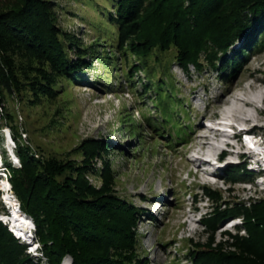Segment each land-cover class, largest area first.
<instances>
[{"label":"rangeland","instance_id":"374dc122","mask_svg":"<svg viewBox=\"0 0 264 264\" xmlns=\"http://www.w3.org/2000/svg\"><path fill=\"white\" fill-rule=\"evenodd\" d=\"M8 1L0 0V8ZM47 1L61 31L72 37L71 57L76 58L73 41L89 48L93 57L89 58L91 66L76 72L74 79L56 74L31 54L11 53L17 86L11 94L0 90V182H9L12 196L4 195V202L0 191V218L7 214L6 201L19 202L11 185V170L6 166L21 165L9 159L2 146L6 131L29 146L36 158H68L78 165L83 159L80 145L92 139L104 149L92 162L97 174L88 170L85 178L94 187H101L104 179L99 173L106 162L111 169L112 191L144 209L137 222V249L146 255L148 264H194L187 256L193 242H211L214 247L221 244L223 249L233 250L229 245L231 235H246L243 214L226 218L213 231L202 219L213 216L216 204L222 209L227 203H264V168L260 167L264 160L259 159L253 168V154H246L242 141L232 135L240 127H250V132L259 135L257 145L264 139V34H257L254 42L245 40L244 48L240 42L230 46L228 53L238 49L241 56L236 73L227 79L220 77V70L207 65L200 71L192 64L188 71L183 70L173 61L174 49L159 53L163 61H151L150 65L155 70V88L145 90V73H134L131 81L127 78L135 58L117 46V27L109 17L115 13L114 0ZM42 66L55 78L44 91L36 83ZM32 85L38 86L34 93L29 90ZM161 87L163 93H170L168 109L163 111L165 120L154 103ZM227 98L231 103L239 102L237 98L255 106L240 105V111L225 117L222 104ZM246 117L252 121L241 122ZM159 121L164 128L158 126ZM153 125L161 135L154 134ZM181 128L184 135L175 138L174 132ZM199 135L208 136L216 147L211 156L201 157L195 151L206 141L198 140ZM15 147L14 142L16 156ZM216 156L219 161L214 162ZM205 164L214 172L203 170ZM203 186L218 192L219 198L206 194ZM34 240L37 242L36 237ZM24 245V254L31 261L48 264L40 247L30 253ZM60 264H71L70 256Z\"/></svg>","mask_w":264,"mask_h":264},{"label":"trees","instance_id":"16d2710c","mask_svg":"<svg viewBox=\"0 0 264 264\" xmlns=\"http://www.w3.org/2000/svg\"><path fill=\"white\" fill-rule=\"evenodd\" d=\"M49 3L9 0L0 8V90L11 94L17 86L10 57L13 51L31 54L56 74L74 79L76 72L91 66L93 54L79 42L73 41L76 58L71 57L72 37L61 31ZM114 5L115 13L109 17L117 27V46L135 58L127 78L131 81L134 73H145V90L155 88V70L150 65L151 61H163L159 53L174 49L173 61L183 70L188 71L190 64L198 71L207 65L227 79L236 73L241 56L238 49L228 53L230 46L240 42L244 48L245 40L254 42L257 34H264V0H114ZM38 72L40 91L50 88L55 78L43 66ZM37 87L32 85L29 90L34 93ZM157 92L154 103L165 120L163 111L168 109L170 93H163L162 87ZM158 126L164 128L160 121ZM152 127L154 134H160L159 128ZM182 130L174 132L175 138L181 139ZM12 135L21 166L12 168L7 163L11 185L21 211L34 224L48 264H60L66 255L71 264H148L146 255L137 249V222L144 209L112 191L111 169L106 162L99 173L104 179L101 187H94L85 178L88 170L93 171V159L103 145L83 140V159L78 165L68 158H36L29 146ZM203 187L206 194L219 198L218 192ZM236 205L227 203L220 209L216 204L213 216L204 217L202 222L213 231L226 218L243 214L246 235L230 234L233 250L223 249L221 244L214 247L211 242H193L187 250L192 263L264 264V203ZM24 247L0 221V264H36L24 254Z\"/></svg>","mask_w":264,"mask_h":264},{"label":"bare ground","instance_id":"6f19581e","mask_svg":"<svg viewBox=\"0 0 264 264\" xmlns=\"http://www.w3.org/2000/svg\"><path fill=\"white\" fill-rule=\"evenodd\" d=\"M221 97V96H220ZM234 98V97H233ZM236 101H239V102H235V103H231L232 102V100L230 99V98H227L224 102H223V106L224 107H226V108H224V116L225 117H228L229 115H228V113L230 112H234V111H236V110H238V111H240V109H241V106L240 105H244V106H255V103L254 102H249V101H245V100H243V99H235ZM245 117V116H244ZM252 121V119H250V118H244V119H241V122H244V123H250ZM228 125H230V126H234L233 124H228ZM238 128V127H237ZM219 130V129H218ZM214 131H216V130H214ZM5 141H4V148H5V150H6V148H7V150H8V152H9V156L11 157V159L13 160V161H17V159H16V156L14 155V152H13V148H12V143H11V141H10V139H9V133L6 131L5 132ZM216 136V135H215ZM218 136V135H217ZM199 138L200 139H203V140H206L205 141V143H204V146H202V147H198L199 148V150H195L198 154H201L200 156L202 157H204V156H211V153L212 152H214V151H216V147H214V145H211V143L209 142V137L208 136H202V135H199L198 136V140H199ZM248 138H250V137H246V143H247V145H248V147L247 148H250V147H252V149H253V151L255 150V151H258V150H264V148H259L258 146H256V143L254 142V140L253 141H251V140H248L247 141V139ZM255 143V144H254ZM196 148H197V146H196ZM245 149V148H244ZM6 150V151H7ZM253 151H248V150H245L244 152H246V154H253V160L255 159V161H253V162H251V165H253L252 167L253 168H255V166H256V164H257V162H259V159H262V158H260V157H258L257 156V153L256 152H253ZM221 153H223V152H221ZM262 153H264L263 151H262ZM219 159V157L218 156H216L215 157V160H214V162H217L216 160H218ZM210 160V159H209ZM219 161V160H218ZM1 160H0V164H1ZM207 164V163H206ZM206 164L204 165L205 167L204 168H202L203 170H207V172H214V170L213 169H211L209 166H206ZM1 166V165H0ZM6 183V181H1L0 182V189H4V191L6 192L5 193V195H6V197H11L12 195H11V192H10V189H9V185ZM14 198V197H13ZM15 201H16V199H15ZM15 201H13V200H8V201H6V203H7V205H8V207H9V209L11 210V214H9V213H7V214H4L5 216H3V219L4 218H7L8 219V222H6V221H4V220H2V219H0V221L7 227V225L10 223L11 224V227H12V229L14 230V232L17 234V235H19L20 236V238L22 237L24 240H26V241H30L31 240V235H32V233H33V222L31 221V218L30 217H28L26 214H24L21 210L20 211H18V205H17V201L15 202ZM10 215H11V217H10ZM9 216V217H8ZM30 233H31V235H30ZM18 240V239H17ZM32 241V240H31ZM30 241V242H31ZM23 242H25V241H23ZM33 248V247H32Z\"/></svg>","mask_w":264,"mask_h":264},{"label":"water","instance_id":"95a60500","mask_svg":"<svg viewBox=\"0 0 264 264\" xmlns=\"http://www.w3.org/2000/svg\"><path fill=\"white\" fill-rule=\"evenodd\" d=\"M18 211H19V209H18ZM30 235H31V233H30ZM31 238H32V236H31Z\"/></svg>","mask_w":264,"mask_h":264}]
</instances>
